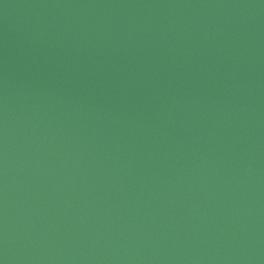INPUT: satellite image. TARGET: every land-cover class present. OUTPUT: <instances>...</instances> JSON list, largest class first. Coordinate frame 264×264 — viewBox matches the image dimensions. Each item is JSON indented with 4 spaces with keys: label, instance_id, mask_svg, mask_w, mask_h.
Returning <instances> with one entry per match:
<instances>
[{
    "label": "water",
    "instance_id": "1",
    "mask_svg": "<svg viewBox=\"0 0 264 264\" xmlns=\"http://www.w3.org/2000/svg\"><path fill=\"white\" fill-rule=\"evenodd\" d=\"M0 264H264V0H0Z\"/></svg>",
    "mask_w": 264,
    "mask_h": 264
}]
</instances>
